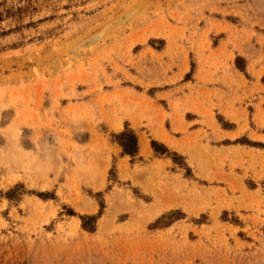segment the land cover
<instances>
[{
	"label": "rangeland",
	"instance_id": "rangeland-1",
	"mask_svg": "<svg viewBox=\"0 0 264 264\" xmlns=\"http://www.w3.org/2000/svg\"><path fill=\"white\" fill-rule=\"evenodd\" d=\"M0 264H264V0H0Z\"/></svg>",
	"mask_w": 264,
	"mask_h": 264
},
{
	"label": "trees",
	"instance_id": "trees-1",
	"mask_svg": "<svg viewBox=\"0 0 264 264\" xmlns=\"http://www.w3.org/2000/svg\"><path fill=\"white\" fill-rule=\"evenodd\" d=\"M119 139L122 140L121 144L124 146V152L130 155H134L137 150V142L134 133L131 132H123L118 136ZM128 139V143H124L123 140Z\"/></svg>",
	"mask_w": 264,
	"mask_h": 264
},
{
	"label": "bare ground",
	"instance_id": "bare-ground-1",
	"mask_svg": "<svg viewBox=\"0 0 264 264\" xmlns=\"http://www.w3.org/2000/svg\"><path fill=\"white\" fill-rule=\"evenodd\" d=\"M140 143H141V146L146 148L147 147V142L143 139V138H140ZM143 151V150H142Z\"/></svg>",
	"mask_w": 264,
	"mask_h": 264
}]
</instances>
